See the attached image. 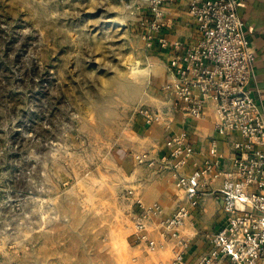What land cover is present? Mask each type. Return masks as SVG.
I'll return each instance as SVG.
<instances>
[{"label":"rangeland","instance_id":"obj_1","mask_svg":"<svg viewBox=\"0 0 264 264\" xmlns=\"http://www.w3.org/2000/svg\"><path fill=\"white\" fill-rule=\"evenodd\" d=\"M149 10L0 0V264H103L77 238L101 213L103 141L148 94Z\"/></svg>","mask_w":264,"mask_h":264},{"label":"crops","instance_id":"obj_2","mask_svg":"<svg viewBox=\"0 0 264 264\" xmlns=\"http://www.w3.org/2000/svg\"><path fill=\"white\" fill-rule=\"evenodd\" d=\"M238 1V12L256 55L255 78L250 88L264 112V0ZM159 7L160 14L149 10L147 19L151 27L147 34L150 54L148 94L132 103L133 108L128 107V117L116 130L114 140L103 141L101 213L94 224L84 223V234L79 238L75 231L77 223L69 222L59 231L68 245L74 238L83 242L85 258L91 262L98 258V252L103 257V264H170L173 242L168 239L169 232L162 223L179 206L188 205L185 193L175 185L177 176L193 174L203 166L210 157L212 142L217 145L220 167L228 169L233 165L235 154L231 143L238 136L226 138L217 133L219 117L211 106L199 119L186 114L169 89L174 81L170 63L198 40L197 26L189 14L190 0H166ZM176 42L181 44V50L171 46ZM141 109L155 113V121L148 124ZM181 134H187L195 153L185 166L176 169L164 158H169L171 153L168 140ZM140 154H149L155 164H140L136 159ZM221 182L218 180L205 190L202 208L192 210V216L180 229L181 235L190 242L186 258L191 263L211 248L210 237L226 225L223 201L217 193ZM137 202L149 208L156 205L161 208L160 213L150 216L144 231L147 239L155 242L153 248L147 242L137 240L133 222L138 211Z\"/></svg>","mask_w":264,"mask_h":264},{"label":"built area","instance_id":"obj_3","mask_svg":"<svg viewBox=\"0 0 264 264\" xmlns=\"http://www.w3.org/2000/svg\"><path fill=\"white\" fill-rule=\"evenodd\" d=\"M166 0H151L152 12L160 14V4ZM238 0H190L189 14L197 26L198 40L175 56L169 69L174 81L169 86L176 103L193 118H201L211 106L219 121L216 131L234 138L232 167H220V155L215 142L211 143L209 159L193 174H179L175 185L185 193L187 206H179L162 223L173 242L170 264H264V112L256 103L250 88L255 78L256 55L240 17ZM165 45H167L165 43ZM177 50L182 46L173 43ZM140 113L151 124L156 114L148 109ZM171 161L176 169L187 164L195 153L187 134L167 142ZM140 164H155L149 154L136 156ZM222 180L218 195L227 216L226 225L210 237L211 248L195 263L186 258L190 242L180 233L192 216V210L202 208L207 188ZM131 194V193H130ZM133 222L137 240L155 247L144 234L148 220L161 208L137 202Z\"/></svg>","mask_w":264,"mask_h":264}]
</instances>
